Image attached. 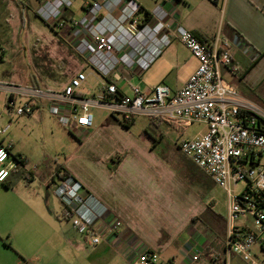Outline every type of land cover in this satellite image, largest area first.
Listing matches in <instances>:
<instances>
[{
    "label": "built area",
    "instance_id": "1",
    "mask_svg": "<svg viewBox=\"0 0 264 264\" xmlns=\"http://www.w3.org/2000/svg\"><path fill=\"white\" fill-rule=\"evenodd\" d=\"M74 1L42 0L37 13L48 24H71L76 52L102 78L98 92L85 93L86 71L79 72L62 90L0 83V92L8 95V111L25 117L33 114L37 104L46 103L50 114L82 140L94 126V109H103L124 124L143 117L183 127L202 125L204 131L182 140L179 148L228 195L227 253L257 264L254 248L264 251V106L242 96L224 78L226 69L233 71L230 39L219 34L203 42L171 22L162 4L143 14L140 0H129L118 13L106 14L102 10L111 0H83L86 14L68 20L65 15ZM176 41L199 61L197 71L182 89L174 92L164 83L147 91L129 83V93L122 89V84L128 82L127 73L142 78ZM10 129L11 125H0V137ZM13 150L11 142L0 144V183L7 182L19 167L30 174L37 169L23 158L13 157ZM240 183L246 186L238 192ZM54 193L63 205L64 219L73 220L74 229L87 245L108 244L112 237H120L121 221H109L108 207L78 179L62 172ZM201 254V249L194 248L188 263L202 262ZM128 263L176 264L144 248L133 249ZM224 264H230V256Z\"/></svg>",
    "mask_w": 264,
    "mask_h": 264
},
{
    "label": "crops",
    "instance_id": "2",
    "mask_svg": "<svg viewBox=\"0 0 264 264\" xmlns=\"http://www.w3.org/2000/svg\"><path fill=\"white\" fill-rule=\"evenodd\" d=\"M41 1L0 0V48L3 50L0 59V83L62 90L79 72L86 71V87L89 86L90 78L99 79V87L101 76L88 67L75 50L76 38L71 24L59 27L44 22L37 13ZM128 2L130 1L111 0L105 5L102 14L118 13L124 3ZM140 2L144 9L143 14L145 11L151 12L142 0ZM158 2L170 13L171 22L185 27L201 41L210 42L219 34L228 37L231 41L233 71L226 69L225 73L232 76L230 83L238 88L242 96L264 106V0H201L203 7H208L209 12L217 18L212 30L202 25L200 27L193 19L194 9L197 8L194 0ZM74 5L73 3L65 15L68 20H77L86 14L83 0L80 11ZM183 8L186 12L185 18L181 13ZM57 28H60L66 37H63ZM195 59L184 44L176 41L166 48L153 64L158 62L156 69L160 71L161 83L168 85L175 92L185 86L198 66L187 70L184 81L178 78L175 81L173 73L176 70L178 77L189 66L186 64H196ZM126 77L131 84L130 80L139 76L127 73ZM141 88L145 91L151 89L142 86ZM7 102L8 95L0 92V125H11L9 133L0 137V144L13 143V157L23 158L28 166L34 162L38 163L39 171L30 174L24 167H19L7 182L0 183V264H32L28 252L34 243L44 241L49 231L56 234L63 227V222L67 219L63 217V205L55 196L54 190L64 170L82 182L90 193L108 207L109 221L115 218L121 221L120 237H112L109 246L124 247L127 261L130 252L135 248L149 249L164 256L171 245L167 241L168 236L160 241L154 239L150 234L141 233L138 225L133 224L131 220L134 219V214L142 210L141 207L154 208L156 205L157 209L160 208L163 199L155 190L160 192L161 187L152 186L151 181L153 179L159 182L172 177L170 172L156 168L154 175H145L137 170L122 173L121 162L117 170L112 171L114 174L98 179L74 173L65 165L54 166L53 157L43 139L54 136V129L59 127L60 123L50 114L48 105L37 104L33 114L16 117L8 111ZM116 118L111 115L99 123V128L111 125L117 121ZM204 129L203 127L202 132ZM92 134L90 133L89 138ZM189 159L200 169L191 158ZM145 179L150 182L149 186L144 184ZM189 219L194 226L200 222L198 215ZM224 222L227 226V217ZM194 226L189 228L191 241L183 248L187 256L193 254L194 248L201 249L202 252L208 249L204 258L207 257L210 261L206 260V264H224L227 256H230V264H251L234 253L229 255L226 240L215 241L214 238H206L204 233ZM43 228L48 231H42ZM253 254L258 258L264 255V251L258 247L254 249ZM166 260L177 263L174 256ZM66 261V256H52L41 260L39 264H65ZM254 261L257 263V260ZM183 264H188V261Z\"/></svg>",
    "mask_w": 264,
    "mask_h": 264
},
{
    "label": "rangeland",
    "instance_id": "3",
    "mask_svg": "<svg viewBox=\"0 0 264 264\" xmlns=\"http://www.w3.org/2000/svg\"><path fill=\"white\" fill-rule=\"evenodd\" d=\"M81 1H74V6L79 11ZM194 1L197 8L194 9L193 19L199 26L212 30L217 18L209 12L208 7H203L201 0ZM142 2L151 11L159 4L158 0H142ZM181 13L185 18L184 8ZM57 31L66 37L60 28H57ZM195 60L196 64H186L189 66L178 77L175 70L173 79L184 81L187 70L195 66L199 67V61ZM157 63L153 64L142 78H132L131 85L151 88L161 83L160 71L156 69ZM224 78L229 82L232 81V76L228 73L224 74ZM98 83L99 79L90 78L85 93L88 95L97 93ZM121 87L129 93L128 82L123 83ZM93 114L94 126L83 140L70 133L61 124L54 129V136L43 139L53 157L54 166L65 165L74 173L86 178L98 179L114 174L121 162H123L122 173H132V170L133 172L137 170L145 175H154L156 168L170 172L169 175L172 174V177L159 182L153 179L151 181L152 186L161 187L160 192L155 190L163 199L160 208L157 209L156 205L154 208L141 207L142 210L134 214V219L131 220L133 224L138 225L141 233L150 234L149 236L154 239L160 241L161 238L168 236L167 241L171 245L163 254V259L174 256L176 264L189 261L191 256H187L183 248L191 241L189 228L194 225L190 223L189 218L193 215L200 217V222L194 228L203 232L206 238H214L215 241L226 240L227 226L224 219L226 220L228 209L227 193L215 185L206 173L195 167L179 148L183 139H192L201 132L202 125L183 127L168 122L158 124L147 118L138 117L130 128H127L121 118L117 117V121L101 129L99 123L110 118L111 114L103 109H94ZM90 133L91 138H89ZM31 166L37 167L38 163L34 162ZM37 170L36 173L39 171ZM144 181L146 186L150 185L148 180ZM245 186V183H240L238 192H241ZM243 221L241 220L240 223ZM62 226L56 234L49 231L44 241L34 243L28 252L32 264H39L41 260L52 256H66L65 264H127L124 247L115 248L106 242L98 246L87 245L84 238L74 229L73 220H65ZM45 230L48 231L44 228L42 231ZM207 251L208 249L201 254L202 262L194 264L210 261L209 258H204L207 256ZM253 259L257 260V264H264V255L258 258L253 256ZM50 262L51 260L48 261Z\"/></svg>",
    "mask_w": 264,
    "mask_h": 264
},
{
    "label": "trees",
    "instance_id": "4",
    "mask_svg": "<svg viewBox=\"0 0 264 264\" xmlns=\"http://www.w3.org/2000/svg\"><path fill=\"white\" fill-rule=\"evenodd\" d=\"M143 11V10H142ZM141 11V12H142ZM147 14H149V12L148 11H145ZM203 42H207V41H203ZM3 54V53H2ZM2 54H0V59H1V55ZM153 121H158V122H161L160 120H153ZM132 123L133 122H131V123H128V124H124L126 127H130L131 125H132ZM71 133V132H70ZM65 175H70V174H68L65 170H64V172H63ZM66 219V218H65ZM219 261V258H217V262Z\"/></svg>",
    "mask_w": 264,
    "mask_h": 264
}]
</instances>
